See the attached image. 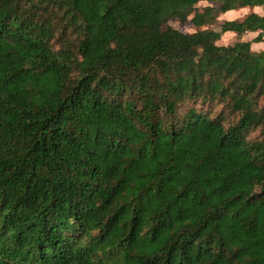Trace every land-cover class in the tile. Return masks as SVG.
I'll return each mask as SVG.
<instances>
[{"label":"trees","instance_id":"obj_1","mask_svg":"<svg viewBox=\"0 0 264 264\" xmlns=\"http://www.w3.org/2000/svg\"><path fill=\"white\" fill-rule=\"evenodd\" d=\"M255 7L0 0V264H264Z\"/></svg>","mask_w":264,"mask_h":264},{"label":"rangeland","instance_id":"obj_2","mask_svg":"<svg viewBox=\"0 0 264 264\" xmlns=\"http://www.w3.org/2000/svg\"><path fill=\"white\" fill-rule=\"evenodd\" d=\"M201 6H206L208 5V3H201ZM257 8V7H256ZM245 8H243V10H236V12H234L233 14H222L221 16H219L218 18V23H213V24H209L205 27H202L201 29H213V30H218L219 29V23H221L224 20L227 19H242L244 16H246L248 14V12H253L249 11V10H244ZM247 9H251V8H247ZM257 11L264 13V7L259 8ZM169 25L172 26L173 28H176L182 32H186V33H193L197 30L196 27H194L190 22L186 23V24H182L177 20H171L169 22ZM249 33L243 35L242 37H237L236 34L232 33V32H228L225 35H223V37L217 42L218 45H224V46H228V45H232L234 44L236 41L238 40H243V41H251L253 42L254 39L257 36L254 35H250L248 36ZM253 47L252 49L254 51H261L264 50V40L258 43H252Z\"/></svg>","mask_w":264,"mask_h":264},{"label":"crops","instance_id":"obj_3","mask_svg":"<svg viewBox=\"0 0 264 264\" xmlns=\"http://www.w3.org/2000/svg\"><path fill=\"white\" fill-rule=\"evenodd\" d=\"M259 8H261V7H257V8L255 7V8H251V9H247V8H245L244 10H249V11L254 10L253 12H255V13H257V14H260V15H264V13L257 11ZM240 10H243V9H240ZM234 12H236V10H235V11L227 12L226 14H233ZM250 13H252V12H250ZM248 14H249V12H248ZM227 20H235V19H227ZM254 34H255V35H254ZM250 35L257 36L258 33H249L248 36H250ZM252 47H253V45H252ZM252 50H253V49H252ZM261 51H262V50H261Z\"/></svg>","mask_w":264,"mask_h":264}]
</instances>
